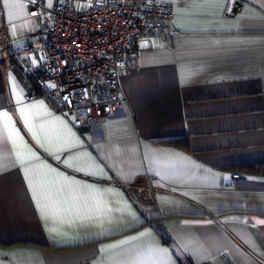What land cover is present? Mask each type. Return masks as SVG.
Masks as SVG:
<instances>
[{
  "label": "crops",
  "instance_id": "obj_1",
  "mask_svg": "<svg viewBox=\"0 0 264 264\" xmlns=\"http://www.w3.org/2000/svg\"><path fill=\"white\" fill-rule=\"evenodd\" d=\"M164 1L116 113L76 127L6 65L40 21L0 0V264H264V173L236 166L264 160V0Z\"/></svg>",
  "mask_w": 264,
  "mask_h": 264
},
{
  "label": "built area",
  "instance_id": "obj_2",
  "mask_svg": "<svg viewBox=\"0 0 264 264\" xmlns=\"http://www.w3.org/2000/svg\"><path fill=\"white\" fill-rule=\"evenodd\" d=\"M30 16L37 17V37H29L18 50L32 53L34 66L23 57L6 59L19 70L26 98H44L76 127L94 126L116 113L123 102L121 75L141 65L140 42L164 35L173 16L164 0H28ZM9 43L0 25V47ZM151 175L147 173L144 180ZM144 195L152 197L144 185ZM199 264H211L210 262Z\"/></svg>",
  "mask_w": 264,
  "mask_h": 264
},
{
  "label": "trees",
  "instance_id": "obj_3",
  "mask_svg": "<svg viewBox=\"0 0 264 264\" xmlns=\"http://www.w3.org/2000/svg\"><path fill=\"white\" fill-rule=\"evenodd\" d=\"M238 170H253L256 172L264 173V160L262 161H248L244 163H239L236 165Z\"/></svg>",
  "mask_w": 264,
  "mask_h": 264
},
{
  "label": "snow or ice",
  "instance_id": "obj_4",
  "mask_svg": "<svg viewBox=\"0 0 264 264\" xmlns=\"http://www.w3.org/2000/svg\"><path fill=\"white\" fill-rule=\"evenodd\" d=\"M3 2H4V4H5V6H16V5H14V4H11L10 5V2H9V0H3ZM49 6H51V0H49ZM13 33H15V28H13ZM21 111H23V110H21ZM3 115L4 116H7V113H3ZM9 119H10V117H9ZM25 123H27V120H25ZM39 142V141H38ZM34 155V154H33ZM17 156H18V158L19 159H21V162H23V154L22 153H17ZM27 178V177H26ZM258 223H260V224H264V221H258Z\"/></svg>",
  "mask_w": 264,
  "mask_h": 264
}]
</instances>
